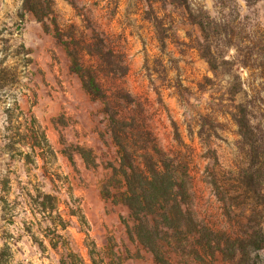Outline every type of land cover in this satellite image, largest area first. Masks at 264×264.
<instances>
[{"label": "rangeland", "instance_id": "rangeland-1", "mask_svg": "<svg viewBox=\"0 0 264 264\" xmlns=\"http://www.w3.org/2000/svg\"><path fill=\"white\" fill-rule=\"evenodd\" d=\"M51 1L38 20L24 0H0V264H155L129 239L127 209L106 197L122 187L107 188L119 159L105 106L132 125L135 155L156 146L184 169L194 217L232 233L206 180L208 148L216 168L239 161L236 124L220 102L229 74L213 77L185 10L163 0ZM187 2L219 24L217 56L252 65L234 70L264 110V0ZM73 59L102 99L85 90ZM201 115L212 122L204 140ZM257 255L264 264V250ZM185 262L201 264L171 254V264ZM213 264L225 263L217 254Z\"/></svg>", "mask_w": 264, "mask_h": 264}, {"label": "trees", "instance_id": "trees-1", "mask_svg": "<svg viewBox=\"0 0 264 264\" xmlns=\"http://www.w3.org/2000/svg\"><path fill=\"white\" fill-rule=\"evenodd\" d=\"M42 1L44 5L38 0L34 3L24 0L25 8L38 20L51 10L52 1ZM163 1L182 7L188 20L197 26L201 36L197 50L207 62L213 77L222 70L229 74L220 102H228L221 105L223 112L236 124L239 161L230 169L216 168L215 151L208 148L206 180L234 230L232 233L213 230L199 222L189 208L190 196L184 169L175 165L156 146L150 151L143 143V153L135 155L134 145L141 143L139 138L132 139L127 132L131 124L118 121L105 106L103 118L109 125L119 159L107 188L122 187L106 197L127 209V219L121 217V222L129 239L148 250L155 264H171L172 253L180 257L192 254L201 264H213L217 254L225 264H257V253L264 250V110L256 105V97L248 94L240 74L234 70L236 64L244 68L252 65L244 59L234 62L215 54L212 47L215 48V38L220 36L219 24L206 11L193 10L187 0ZM40 6L46 10L44 14L40 13ZM154 21L160 24L157 17ZM159 40L163 47L162 35ZM72 65L85 90L93 98L102 99L101 89L90 71L79 66L76 59H73ZM204 80L211 82L208 77ZM177 86L182 88L181 83ZM199 87L204 85L199 84ZM237 96H241L239 101ZM211 123L206 115L200 116L197 134L202 140L208 136L205 124Z\"/></svg>", "mask_w": 264, "mask_h": 264}, {"label": "crops", "instance_id": "crops-1", "mask_svg": "<svg viewBox=\"0 0 264 264\" xmlns=\"http://www.w3.org/2000/svg\"><path fill=\"white\" fill-rule=\"evenodd\" d=\"M115 205H118V204H115ZM124 207V206H123ZM131 241H133L134 243H137L136 241H134V240H131ZM138 244V243H137ZM138 245H140V244H138ZM141 246V245H140Z\"/></svg>", "mask_w": 264, "mask_h": 264}]
</instances>
